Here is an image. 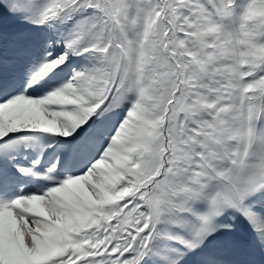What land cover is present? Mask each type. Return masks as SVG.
I'll return each mask as SVG.
<instances>
[{
	"label": "snow or ice",
	"instance_id": "obj_1",
	"mask_svg": "<svg viewBox=\"0 0 264 264\" xmlns=\"http://www.w3.org/2000/svg\"><path fill=\"white\" fill-rule=\"evenodd\" d=\"M0 18V264H264V0Z\"/></svg>",
	"mask_w": 264,
	"mask_h": 264
},
{
	"label": "rangeland",
	"instance_id": "obj_2",
	"mask_svg": "<svg viewBox=\"0 0 264 264\" xmlns=\"http://www.w3.org/2000/svg\"><path fill=\"white\" fill-rule=\"evenodd\" d=\"M0 27L8 28L9 30L16 27L15 23L8 18H0Z\"/></svg>",
	"mask_w": 264,
	"mask_h": 264
}]
</instances>
